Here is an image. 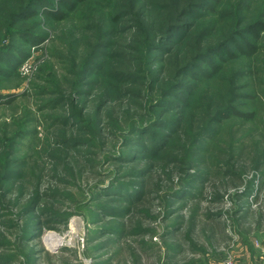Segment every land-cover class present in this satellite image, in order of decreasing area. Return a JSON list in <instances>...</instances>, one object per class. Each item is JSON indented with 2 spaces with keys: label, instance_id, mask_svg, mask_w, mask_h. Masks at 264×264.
I'll list each match as a JSON object with an SVG mask.
<instances>
[{
  "label": "rangeland",
  "instance_id": "rangeland-1",
  "mask_svg": "<svg viewBox=\"0 0 264 264\" xmlns=\"http://www.w3.org/2000/svg\"><path fill=\"white\" fill-rule=\"evenodd\" d=\"M227 1L234 10L237 0ZM255 1L256 22L264 0ZM28 2L0 0V39L7 33L12 14ZM127 4L128 0H111L104 10L90 6L66 22L48 24L41 18V25L20 26L47 37L30 47L17 75H0V264H219L225 259L235 264H264V30L260 51L244 62L251 65L245 69L249 74L237 78L238 68L244 69L231 63L197 90L191 75L184 80L195 92L191 102L202 96L196 101L198 108L183 116L191 140L234 97L244 96L236 106L252 115L250 119L226 120L214 138H199L202 149L196 152L190 150L188 140L184 142L181 131V144L173 155L151 164L136 163L130 171L112 160L121 150L112 127L126 129L132 119L137 122L148 107L146 100L156 94L142 77L141 84L132 85L107 76H89L86 82L81 78L85 61L106 29L118 31L116 46L125 43L128 36L124 33L134 23L132 15L123 10L125 18L117 25L111 17ZM140 7L137 4L134 9ZM155 9L150 12L156 20ZM13 42L17 47L24 45L21 40ZM191 45L195 46L194 40L183 46L180 55L188 48L193 53ZM120 63L111 62L108 74L127 72ZM178 65L176 58L165 67L155 65L158 72L152 81L166 82ZM234 82L237 90H232ZM187 95L176 92L170 98L172 106L187 101ZM61 98L62 105L47 106ZM133 101L142 103L143 112L139 107L131 111L130 105L136 106ZM151 109L154 118L158 112ZM74 110L89 122L99 110L105 127L100 137L95 132L81 135L94 138L88 146L66 148L62 141L71 137L73 125L65 128L58 122ZM167 111V120L178 115L176 109ZM9 166L22 177L4 183L1 179ZM148 168L150 173L144 178L129 180L144 184L143 201L134 206H127L123 199L113 204L123 209V218L110 217L97 208L112 205L110 196H102L98 189L117 177L119 170L120 175H127ZM36 201L33 213L22 215Z\"/></svg>",
  "mask_w": 264,
  "mask_h": 264
},
{
  "label": "trees",
  "instance_id": "trees-1",
  "mask_svg": "<svg viewBox=\"0 0 264 264\" xmlns=\"http://www.w3.org/2000/svg\"><path fill=\"white\" fill-rule=\"evenodd\" d=\"M109 1L111 0H29L25 6L12 14L7 33L0 39V75L6 77L15 75L18 65L29 56L30 47L41 44L47 37L45 34H36L31 30L25 32L20 26L30 23L41 25V18L48 24L66 22L78 11L90 6H94L92 9L95 11L104 10ZM163 1H167V3L162 0H128L126 6L120 7L124 9L111 17L115 23L112 24L117 25L125 18V13H121L123 10H127L132 15L134 23L131 24L129 31L124 33L125 36H128L125 43H118L119 45L116 46L115 40L118 39V31L115 27L112 30L109 29L110 31L106 29L105 34H100L95 50L82 68L83 82H86L89 76H95L96 79H103L107 76L119 84L131 85L141 84V80H145L148 82V87L151 85L152 93L156 94L150 98L151 101L146 100L148 107L144 113L148 117H144V113H141V118L137 119V122L132 119L126 129H121L117 125L115 127V124L112 127L116 128L114 138L121 142V150L112 157V160L118 163L119 167L128 168L130 171L135 168L136 163L151 164L167 158L170 153L173 155L172 152L176 146L181 144L182 137L184 142L188 140L192 152L196 149L201 150L199 138H214L220 130L218 126L232 117L247 121L252 116L242 112L236 106L237 100L244 96H238L236 99L234 97L230 104L224 107V110L216 111L210 120L208 119L206 126L195 132L194 140H191L190 127L186 121L184 122L183 116L187 112L190 115L193 110L198 108L196 101L202 96L197 97L194 103L191 102L195 92L192 94L190 86L187 87L184 80L188 75H191L193 83L196 85L195 90H197L204 83L220 75L225 65L231 63H236L238 67L244 69L242 71L238 68V73L235 74L237 78L249 74L245 72V69H250L251 65H248L249 63L246 65L244 62L250 61L260 51L261 47H258V44L262 40L261 35L264 30V7L260 18L255 22V13L253 14L255 0H237L234 10L233 7H229L227 0ZM137 4H142V7L134 9ZM152 7H157L159 10L155 9L158 12L156 20L152 19L153 13L150 12ZM133 10H135L134 13ZM19 40L23 41V47H17L13 42ZM191 40L195 41V46L191 45L190 48L193 53L187 52L188 48L184 55H180L186 48L183 46H189ZM212 40L213 43H210ZM116 47L122 52L119 53ZM175 58L180 65L173 67L175 68L174 74L172 72L169 79L163 83H160L159 80L152 81V75L154 72H158L155 65L161 64L162 67H165L170 65ZM111 62H121L119 65L122 64L121 66L126 68L127 72L108 74ZM141 77L142 79L139 81ZM233 84L232 90H237L238 86L235 85V82ZM109 86L111 90L113 87L111 83ZM180 90L186 91V95L189 90L190 95H187V101H182L179 106L173 107L170 98L175 97L176 92H180ZM129 98L133 99L132 95ZM51 102L47 106L51 104V108H55L59 104L62 105L64 99ZM71 105L73 106V104ZM135 105H130L131 111L133 107H139V112H143L142 103H135ZM150 107L155 108V111L158 112L155 113L156 117L154 118V112ZM168 108L177 110L174 111L178 112L175 119L164 118V112H168ZM70 112L66 113V119L58 122L65 128L73 125L71 137L62 141L66 148H80L94 142V138L85 139V137H81L82 134L88 135L92 132L94 135L95 132L96 136H102L105 116L101 115L99 110H95L94 118L90 122L84 117H80L84 114L80 113L79 115L75 110ZM129 118L131 119V117ZM73 119L75 123H73ZM145 122L148 123L145 124ZM90 125L94 128L93 131H90ZM74 129L76 130L74 131ZM181 131H183L182 137ZM145 138L149 139V144L145 142ZM177 138L180 140L177 141ZM142 152L144 154L141 158ZM8 162L11 164L10 160ZM150 168L127 175H120L121 171L119 170L116 174L117 177L109 181L105 187H98L102 196H110L109 200L112 205L111 203L102 204L97 208L110 217L123 218V209H118L113 204L119 203L122 199L129 204L127 206L141 203L145 197L144 184H131L129 180L144 178L150 173ZM21 177L22 173L13 169V166H9L1 180L7 183L8 180ZM36 205L37 201L32 207L30 205L22 215L32 214ZM33 226L34 224L31 222L29 228L31 229ZM26 238L24 236V239Z\"/></svg>",
  "mask_w": 264,
  "mask_h": 264
},
{
  "label": "built area",
  "instance_id": "built-area-1",
  "mask_svg": "<svg viewBox=\"0 0 264 264\" xmlns=\"http://www.w3.org/2000/svg\"><path fill=\"white\" fill-rule=\"evenodd\" d=\"M219 264H235L231 259H225L224 261L220 262Z\"/></svg>",
  "mask_w": 264,
  "mask_h": 264
},
{
  "label": "bare ground",
  "instance_id": "bare-ground-1",
  "mask_svg": "<svg viewBox=\"0 0 264 264\" xmlns=\"http://www.w3.org/2000/svg\"><path fill=\"white\" fill-rule=\"evenodd\" d=\"M50 237H52V235L50 236ZM53 238V237H52ZM60 239V238H59ZM55 240V239H54ZM57 242V241H56ZM56 242H54V243H56ZM61 242H62V240H61ZM53 243V242H52ZM57 244H59V243H57ZM62 244V243H61Z\"/></svg>",
  "mask_w": 264,
  "mask_h": 264
}]
</instances>
